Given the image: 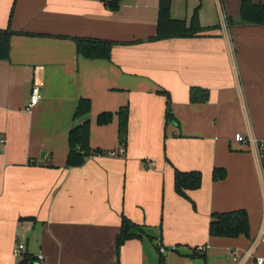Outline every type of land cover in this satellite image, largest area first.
I'll list each match as a JSON object with an SVG mask.
<instances>
[{
    "label": "crops",
    "instance_id": "0c3cea01",
    "mask_svg": "<svg viewBox=\"0 0 264 264\" xmlns=\"http://www.w3.org/2000/svg\"><path fill=\"white\" fill-rule=\"evenodd\" d=\"M242 1L172 0L174 20L190 22L199 8L201 25L213 29L149 41L159 0H127L115 13L101 0H0V29L15 32L10 59L0 61V264L23 260L14 255L18 242L44 257L29 264H159L157 245L168 250L165 264L264 259V243L256 244L264 236V163L254 143L264 141V26L238 22ZM75 38L117 44L110 60H89ZM35 86L42 98L28 112ZM194 88L207 101L192 102ZM160 91L170 94L176 119L167 127ZM81 99L91 112L76 120ZM125 106L124 146L119 118L105 126L97 119ZM86 119L92 149L106 154L68 167L70 132ZM121 148L124 156L108 153ZM175 168L202 172V187L188 192L196 209L176 193ZM215 168L227 178L214 181ZM240 209L250 238L209 235L213 213ZM123 214L153 240L131 239L118 255Z\"/></svg>",
    "mask_w": 264,
    "mask_h": 264
},
{
    "label": "trees",
    "instance_id": "16d2710c",
    "mask_svg": "<svg viewBox=\"0 0 264 264\" xmlns=\"http://www.w3.org/2000/svg\"><path fill=\"white\" fill-rule=\"evenodd\" d=\"M104 6L111 12H118L122 4L127 0H101ZM172 0H159L158 27L156 37L150 38L149 41H160L174 38H193L202 36L204 33L213 28H204L200 23L199 8H197L190 22L183 20H174L171 17ZM241 24L261 25L264 26V4L255 3L252 0H243L241 3L240 18ZM228 26L231 21L227 18ZM15 32L11 28L5 30L0 29V61L10 59L11 40ZM77 52L80 56L89 60H110L112 57L113 47L116 42L102 40L96 38H75ZM141 43L135 41L131 44ZM160 94L166 96L167 111H166V127L170 122H176V119L171 109L170 94L165 91H160ZM205 91L194 88L191 91L192 102L207 101ZM91 112V101L89 99H81L79 107L76 111L75 119L80 120L87 117ZM119 118V138L122 145H127L129 135V106L122 107L117 113H102L98 116L97 123L99 126L111 124L114 117ZM91 124L90 120L86 119L82 124L75 126L69 135V155L66 165L68 167H80L84 165L88 158L101 156L106 154L100 149H92L90 145ZM166 161L171 162L166 158ZM227 178V171L224 168H215L213 170V180L221 181ZM203 174L201 171L183 172L175 168L174 186L178 195L190 201L196 209L195 203L188 195L189 191H195L202 187ZM24 220V219H21ZM29 220V219H28ZM250 218L246 210H234L230 212H215L211 215L209 225V235L219 238H238L245 236L250 238ZM149 236L144 226L131 221L125 214L122 215L121 231L116 240V252L120 255L121 249L131 239L142 238ZM159 252V264H165V254L168 250L162 251V246H156ZM176 249H173V251ZM198 255L194 253L193 257ZM200 256V254L198 255ZM37 261L32 255L25 254L19 264H29Z\"/></svg>",
    "mask_w": 264,
    "mask_h": 264
},
{
    "label": "built area",
    "instance_id": "2783aa9c",
    "mask_svg": "<svg viewBox=\"0 0 264 264\" xmlns=\"http://www.w3.org/2000/svg\"><path fill=\"white\" fill-rule=\"evenodd\" d=\"M223 27L227 28L228 24H227V18L224 17L223 19ZM42 98V91L41 88L39 86H35L32 91H31V95H30V100L27 106V111L30 112L32 111V109L39 103V101ZM236 140L240 143H245L247 140L244 136L242 135H237L236 136ZM254 143L256 144L257 147V153H258V157L261 163H264V141H254ZM125 154V149L121 148L117 151L111 152L110 155L112 156H124ZM264 234V233H263ZM261 241L264 243V236L260 239H258L256 241V244ZM26 254V245L25 243L22 242H18L15 249H14V255L15 257L18 258H23L24 255ZM44 261V257L43 256H39L37 257V262L42 263ZM258 264H263L264 263V259L263 258H257L256 259ZM37 264V263H36Z\"/></svg>",
    "mask_w": 264,
    "mask_h": 264
},
{
    "label": "rangeland",
    "instance_id": "374dc122",
    "mask_svg": "<svg viewBox=\"0 0 264 264\" xmlns=\"http://www.w3.org/2000/svg\"><path fill=\"white\" fill-rule=\"evenodd\" d=\"M108 153H111V152H108ZM17 245V244H16ZM18 260V263L21 261L20 259H17Z\"/></svg>",
    "mask_w": 264,
    "mask_h": 264
}]
</instances>
